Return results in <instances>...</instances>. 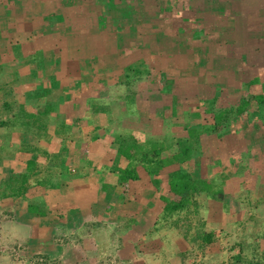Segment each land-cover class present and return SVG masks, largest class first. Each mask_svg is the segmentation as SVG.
<instances>
[{
	"label": "rangeland",
	"instance_id": "obj_1",
	"mask_svg": "<svg viewBox=\"0 0 264 264\" xmlns=\"http://www.w3.org/2000/svg\"><path fill=\"white\" fill-rule=\"evenodd\" d=\"M13 1L5 0L8 5ZM37 1L25 0L22 12L28 15L36 11L35 18L42 17V24L38 21L41 26L44 23L42 29L24 22L30 17L25 14L20 19L10 18L4 28L0 27V40L7 39L0 42L1 119L7 115L4 104L14 105L21 100L19 93L24 92L30 100L47 99L53 112L58 105H74L66 117L87 121L90 117L92 123L105 126L99 131L103 138L133 135L140 141L151 137L175 139L183 136L188 124L177 120H182L185 111L193 114L198 110H190L196 101H210L220 93L215 107L225 108L236 103L248 82L259 79L264 87V0H55L41 5ZM75 7L85 12L76 14ZM73 20L77 22L72 24ZM27 41L35 42L37 48L29 49L32 44L25 43L22 51L21 43ZM139 59L152 71L134 86L138 91L136 103L126 105L108 87L122 80L123 67ZM75 69L90 79L75 83L80 78L72 75ZM59 80L61 86L67 85L65 89L52 88L47 98L41 96L50 83ZM22 99L26 101L24 96ZM86 104H101L105 111L95 116ZM79 107L92 117H80ZM169 118L170 125L166 122ZM68 120L61 124L72 132ZM196 121H191L192 125L200 123ZM58 125L59 121L52 119L51 129ZM174 125L180 128H172ZM1 131L0 157L5 160L12 155L14 145L7 144L11 133L4 136ZM72 141L66 140V146L72 147L74 158H67L65 164L72 181L36 188L42 193L49 190L48 195L59 202L64 198L76 205L78 201L81 207L69 213L59 210L65 218H56L61 223L56 226H50L54 219L43 218L51 222L42 241L31 240L32 228L1 223L14 218L15 204L11 211L0 212V264H201L205 254L196 246L194 256L188 258V241L198 222L204 224L202 230L215 237L207 247V254L215 259L208 264H230L233 255L235 264H264V124L258 120L253 124L235 120L221 143L204 137L193 153L185 167L210 180L222 193L216 200L200 195L196 216L180 212L166 217L162 211L160 195L169 196L166 176L177 167L163 169L157 177L159 185L154 186L152 177L138 165L140 180L119 187L115 165L110 162L113 154L85 163L89 156L83 148L89 150L88 140L76 133ZM246 153L250 158L244 160L246 165L239 173L240 162L232 160L245 158ZM3 164L0 160V167ZM55 170L52 182L60 181ZM106 172L113 174L108 178L107 194L116 186L118 193L110 194L114 208H108L110 204L105 207L110 211L100 213L95 190L107 180ZM72 185L78 190L73 203L68 188ZM60 190L62 195L51 194ZM100 192L98 198L104 204ZM87 201L94 205L88 206ZM32 205L35 208V203ZM40 211L35 215L42 216ZM11 233L12 239L1 237Z\"/></svg>",
	"mask_w": 264,
	"mask_h": 264
},
{
	"label": "trees",
	"instance_id": "obj_2",
	"mask_svg": "<svg viewBox=\"0 0 264 264\" xmlns=\"http://www.w3.org/2000/svg\"><path fill=\"white\" fill-rule=\"evenodd\" d=\"M180 2H182V0ZM75 11L76 14H83L85 12L84 9H77L76 7ZM76 22L77 21L74 22V20L71 21L72 24ZM207 30L208 29L203 32V35H205ZM200 33L202 34L201 31ZM99 66H101V64H99ZM150 68V65H147L142 59L123 67L121 71L122 80H116L113 85H109L108 90H111V93H113L112 95L118 96V98L124 100L126 105L136 103L138 91L134 86L150 75L152 71ZM90 69L95 70L96 68L90 67ZM79 75L80 78L76 79L75 83H86L90 79V76H84L81 70ZM51 80H53V77H51ZM259 82V79L248 82L242 87L241 96L236 103L225 108L217 109L215 107L220 93H216L210 101L199 100L193 103L190 110H193V108H198V110L195 109V112L192 111L193 114L185 111L182 120H177L179 122L183 121V124H188L186 126L184 125V128L182 127L184 131L183 136L175 139L164 138L158 140L151 137L140 141L133 137V135H128L127 137L123 136L122 138H105L106 136L103 138V135L100 134L99 131L105 126L92 123L89 117L91 115L88 114L87 111L84 112L82 108L80 116L82 117V115H85L89 117V120L87 121V119L85 120L84 118L82 121L68 118V122L72 127V132H70V128L67 130L62 127L63 125L61 123L65 121V116L63 117V115L59 114L57 115L59 127L49 130L47 125L49 119L48 113L53 110V107L47 99L39 104L40 106H36L37 108L35 107V113H32V111L31 113L28 112L26 104L21 103L19 104V113L13 116V120L5 123L0 121V127L10 126L11 124L15 125L19 122L21 127H23V132L25 134L27 133L28 137L37 139L38 142L40 141L38 147L35 148L27 144L22 147L21 151L42 156L45 158L46 164L38 166L35 160L36 158H33V160H28L26 162L25 169L22 172L15 170L6 171L3 180L0 181V201L17 198L26 200L30 188L61 186L65 184L64 181L66 179L71 180V178L66 175V161L64 162L63 153L65 151L72 153V147H67L66 144L65 146H61L60 142L71 139L72 144L74 143L72 141V135L78 133L84 135V138L88 140L90 151L85 149V147L83 148L84 151L88 152L86 154L89 156L85 163H87V161L88 163L94 162V157L99 159L101 155L113 154L114 158L109 161L115 165V182L119 187L125 186L129 182H137L140 180L137 171L138 165L141 166L149 177H152L151 182L154 186L159 185L157 177L163 169L177 167L169 171L166 176L169 196L160 195L162 211L166 217H172L180 212H185L187 216H196L199 214L198 211L200 208V204L196 200L200 195L204 194L212 200H216L217 196L222 193L220 188H214V184L210 180L197 177L185 166L192 161L193 153L199 150L202 144L201 141L204 137H211L220 142L224 135L231 130L235 120L250 124L258 120L260 123L264 124V87L261 86ZM59 85L56 84V87L58 86L59 88ZM62 88L65 89L66 87L64 86ZM47 94L48 91H45L41 96L47 98L51 93ZM35 97L38 99L37 95ZM86 100L89 102L88 98H86ZM4 106L11 109L10 104H4ZM60 106L62 105H58V108ZM72 106L73 105L67 104L64 109L71 111L73 108ZM87 106L90 107L91 113L95 116H100V113H104L105 111L101 104H91V106ZM196 120H199L200 123L192 125L191 121L198 122ZM80 122L81 124L77 125ZM166 122L170 125L171 119H167ZM179 122L176 123L179 124ZM172 128L179 129L180 125H174ZM40 138L43 139L41 140ZM57 149L58 152H55ZM94 153L101 154L96 155ZM244 156L245 158L236 157L232 160L233 163L240 162L238 168L239 172L243 171L246 165L244 160L250 158V153ZM55 168V172L57 173L56 176L60 177V181L58 182L51 181V178L55 177L53 175ZM73 182H75V180ZM117 186L116 190L114 189L112 191V194H107L110 187L108 184L102 182L100 189L102 191L101 193H104V204H108L109 201L107 202V200L112 201V199H110L111 195L114 196L118 193ZM32 204L33 203L28 200V211L30 213H37V209H35ZM106 210L110 211V209ZM197 225L199 227L195 226L194 234L188 241L191 246L188 252L190 253L189 257L187 255L188 258L194 256L193 246H196L202 254H206L207 247L211 245L215 239L212 232L207 233L202 230L204 226L203 223L198 222ZM188 232L187 228L184 234L185 239L188 238ZM202 259L204 260V256ZM258 264L260 263L258 262Z\"/></svg>",
	"mask_w": 264,
	"mask_h": 264
},
{
	"label": "crops",
	"instance_id": "obj_3",
	"mask_svg": "<svg viewBox=\"0 0 264 264\" xmlns=\"http://www.w3.org/2000/svg\"><path fill=\"white\" fill-rule=\"evenodd\" d=\"M37 2H39V4L41 5L43 2H46V3L55 2V0H38ZM7 3L5 2V0H0V27H2V28H4L6 26V24H8L7 21L11 20L10 18H13V20H15V18H19L20 19L21 15L23 16V14H25V12H26V11L22 12V8H24L23 4L25 3V0H22V1L14 0L11 3V5H8ZM31 8H32V6H31ZM29 12L30 13H28V15H27V13L25 14V17H27V16H30V17L25 18L24 22L28 21V24H30L33 28H37L39 26V28L42 29L44 27V23H43L42 26L39 25V22H41V24H42V17L39 15V18H37V17L35 18V16H38L36 11H34V12L29 11ZM33 18L37 19V21H34L31 24L30 20H32ZM35 24H37L38 26L37 27L34 26ZM48 25L49 24L47 23L45 25V27L48 26ZM18 31H20V29H18ZM0 32H1V30H0ZM4 34H6V33H4ZM17 34H18V32H17ZM0 42H7V39L0 40ZM25 43L28 44V45L32 44L33 48L30 47L29 49L35 50V48H37L35 46V44H34L35 42L32 43L31 41H27V42H24L23 44L21 43L22 51L24 50V47H25L24 44ZM79 72H80L79 69H75V73H73L72 75L79 77L80 76ZM68 80L69 79H67V81ZM49 81H51V79ZM56 84L59 85L60 84V80H59V82L55 81V82H52V84L50 83V85L47 88H45V90L48 91V94L50 93V90L52 88L56 87ZM51 85H52V87H51ZM62 86L59 85L60 88H62ZM64 86H67V85H64ZM57 88H58V86L56 87V89ZM14 90H16V88H14ZM19 95L21 96V100L15 101L14 105H11V109H9L8 107H5V109H6L5 112H6L7 115L5 116V118L4 117L2 119L0 118V121L2 123L10 122V121L13 120V116L15 114L19 113V110H20L19 104H21V103L26 104V109L28 110V112L31 113V111H32V113H35V109L37 108L36 106H40L39 104L44 102L41 99L40 100H30V97L28 96V94L24 93V92H20ZM23 96L25 97L26 101L25 100L23 101V99H22ZM16 103H17V105H16ZM64 107L65 106H60L59 108L55 109L54 112L50 111L48 113V115H49V117H48L49 118L48 119V122H49L48 123V128H49V130L51 129L50 126H51L52 119L57 120V117H58L57 115L58 114L59 115H63V117L65 116L64 117L65 120L68 119V117H66V114H68V111H70V110H66V109H64ZM72 107L73 108L71 109V111H73V109L75 108L74 105ZM38 108H40V107H38ZM79 109H81V107H79ZM83 111L85 112L84 109H83ZM54 114H55V116H54ZM0 130H2L1 133L4 136H6L8 134V132H9V134L11 133L10 134L11 135L10 138H8V140H7V144L9 143V144H12V146L14 145L13 146L14 151L12 152V155H8L5 160L0 157V160H2V163L4 162L3 166L0 167V171L2 170V173H1L0 177L4 178V176L6 174V171L15 170V171L22 172L25 169L26 162L28 160H33V158H36L35 160H36L38 166L42 164V161L45 163V158H43L42 156H39L38 154L26 153L24 151H21L22 147L27 145V144H29V145H31L32 147H35V148L38 147L40 141L38 142L37 139H31V137H28L27 133L25 134L23 132L24 131L23 127H21L19 122L16 123L15 125L11 124L10 126L0 127ZM4 141H5V139L3 141H1V142H4ZM3 144H5V143H3ZM65 144H66V141H61L60 142L61 146H65ZM56 146H58V145H56ZM2 147H4V146H2ZM65 152L63 153L64 161H67V158H68V160H71L72 158H74V156L71 154V152H67V151H65ZM108 155H106V156H108ZM240 172H243V171H240ZM112 175L113 174H110V173L108 174V172H106V177H105V178H107V180L105 181L106 184H110V180L108 178H111ZM3 178L2 179L0 178V181L3 180ZM68 188H70L71 191H69ZM68 188L65 187V189H67L69 192H72L71 195L69 196V200L71 201V203H73L74 193L76 195V193L78 191V190H76L77 186L68 187ZM39 189H42V188H39ZM73 190H75V191H73ZM49 192H50L49 190H47V191L45 190L42 193V191L41 192L38 191V188L33 187V188L29 189V192H28L26 200H24L22 198L1 200L0 201V212H1V214H4L7 210L11 211L10 208H13V206L15 204V211H13V213H15L14 214V218L12 220L4 219L3 221H1V223H5L6 225H9V226H12V225L14 226L15 225V226H18L19 228H21V226H23L27 230H28V227L30 228V230L32 228L31 236L33 238L31 240H40V241H42L41 238H43V236L46 237V234L49 231L48 228H46V227L51 222V221L50 222H45V221H43V218L49 217L50 219H54V222H52V224L50 226H53V225L56 226V225L61 224V223H59L58 220H55L56 218H58V219H61L62 217L65 218V216L63 214H62V217H61V215H59V210H62V213H64L65 211H67V213H69L70 211L79 210V208L81 207V206L78 205V203H79L78 201L75 202L76 205H73V204L70 205L68 199L65 201L64 198H62V201L59 202L56 198H54V196L48 195ZM95 192H96L95 194H97V200H96L97 202H95V203L101 209V211L99 209L100 213H102L103 210L105 212H107L105 207H108L110 204H113V205H112V207H108V208H114V206L116 204L113 203V201H112V203H108V204H101L100 203L101 202V201H99L100 198H98V195H99V192H100V186H98V188H97V190H95ZM62 193H63V190L56 191V192H51V194L58 195V196L62 195ZM90 193H92V191ZM103 195H104V193H103ZM28 200H30L31 202L35 203V205H34L35 209H37V210L41 209V211H42V209L45 210V211H43L44 213L40 211V213H42V216H41V214L40 215H35L34 212L30 213L28 211ZM90 202L91 201H89L87 203L88 206L94 205V204H91ZM12 210H14V209H12ZM52 213H53V215H51ZM20 220H24V221L21 223ZM244 222L245 221H243L241 223H238V225L239 226L244 225ZM34 224H36L37 227L41 226V229L40 230H36ZM53 229H54V233H55L56 228H53ZM13 236H14V234H13ZM1 237L3 239H6V240H8L10 238L12 239V233L7 235V236H2L1 235ZM15 238H17V237H13V239H15ZM211 246H212V244H211ZM261 255L263 256L262 253H261ZM234 257L235 256L233 255V259H232V261H230L231 262L230 264H235ZM211 259H215V256L211 255L210 253H208V254L206 253L205 256H204V260L201 262V264H208V262L212 261ZM216 259H217V257H216ZM260 264H262V263H260Z\"/></svg>",
	"mask_w": 264,
	"mask_h": 264
}]
</instances>
